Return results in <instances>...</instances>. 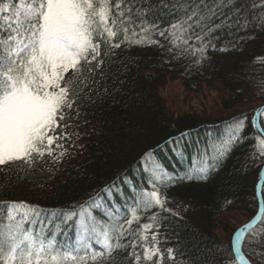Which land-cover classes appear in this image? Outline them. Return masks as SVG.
Returning <instances> with one entry per match:
<instances>
[{
	"label": "snow or ice",
	"instance_id": "obj_1",
	"mask_svg": "<svg viewBox=\"0 0 264 264\" xmlns=\"http://www.w3.org/2000/svg\"><path fill=\"white\" fill-rule=\"evenodd\" d=\"M221 33L233 38L232 47L264 37V0L0 3V166L21 162L34 169L40 162L56 166L65 159L67 121L78 101L91 99L98 83L95 77H104L105 60L116 56V50L158 46L173 60L195 56L193 63L199 65L207 59L208 49L216 48ZM257 59L264 65V57ZM262 113L264 107L257 108L250 122L260 157H264V128L258 126ZM245 119L233 122L215 155L179 178L159 159V145L143 150L136 166H142L150 191L125 176L122 184L129 185L127 193L116 182L101 190L111 203L99 193L70 210H46L23 200L0 201V264H106L114 250L129 248L131 264H161L160 213L181 217L167 207L160 189L182 181H207L218 172L233 148L244 142ZM189 135L186 131L169 137L165 147L171 145L179 153V141ZM118 195L132 198L126 213L115 205ZM142 214L148 222H141ZM135 224L139 226L134 228ZM245 234H249L246 242ZM242 242L250 249L247 259L237 247ZM232 246L240 264H264V227H258L255 219L244 224L235 231ZM166 251L175 264L176 251Z\"/></svg>",
	"mask_w": 264,
	"mask_h": 264
},
{
	"label": "trees",
	"instance_id": "obj_2",
	"mask_svg": "<svg viewBox=\"0 0 264 264\" xmlns=\"http://www.w3.org/2000/svg\"><path fill=\"white\" fill-rule=\"evenodd\" d=\"M219 35L216 48H209L207 59L199 65L193 63L195 56L173 60L158 46L116 50V56L105 60L104 77H95L98 83L93 86L91 99L78 101L71 113L69 122L76 123L78 135L74 143L67 145L68 156L56 166L42 162L29 169L14 162L0 167V201L23 200L44 209L70 210L97 193L108 199L101 190L113 182L127 193L129 185L122 184L125 176L134 180L138 188L150 191L142 166H136L143 150L159 145V159L179 178L215 155L214 149L227 139L233 122L246 118L244 142L233 148L218 172L212 173L207 181H182L160 189L167 197V207L181 218L161 212L162 227L158 232L159 247L164 253L161 264H173L167 258L168 248L176 251L175 264H206L207 260H214L215 264L225 261L240 264L232 237L255 217L260 206L256 185L264 158L254 156L257 133L250 122L255 110L264 105V96L258 101L263 103L252 104L250 109L238 111L234 106L257 95L256 89L261 88L257 83L264 82V65L257 59L264 57V37L232 47V37ZM170 81H180L189 92L218 84L229 93L222 103L223 112L206 119L175 116L160 94ZM186 131L190 135L179 141V153H174L171 145L165 147L169 137H178ZM260 194L264 206V186ZM131 203L130 195L115 197V205L121 212L126 213ZM229 213L240 214L246 221L230 233L227 242H222L216 230L225 227ZM261 221L264 207L257 219L258 227H264ZM141 222H148L146 215H141ZM248 236L245 234V242ZM245 242L237 247L247 259L250 249ZM129 250H114L106 264H131Z\"/></svg>",
	"mask_w": 264,
	"mask_h": 264
},
{
	"label": "rangeland",
	"instance_id": "obj_3",
	"mask_svg": "<svg viewBox=\"0 0 264 264\" xmlns=\"http://www.w3.org/2000/svg\"><path fill=\"white\" fill-rule=\"evenodd\" d=\"M19 3V2H16ZM71 72V70H70ZM70 72L66 75H69ZM261 88H257V95L248 97L245 103L240 104L239 106H234L236 110L238 109L244 111L250 109L252 104L258 105L263 102L262 97L264 96V91L262 90V85L257 83ZM165 103L169 110L178 117L181 116H196L201 119L214 118L218 113L223 112V101L226 97L229 96V93L222 91L218 84L214 83L208 87H202L198 92H189L187 91L180 81H170L160 92ZM254 102V103H253ZM227 112V111H226ZM261 128H264V113L261 114ZM70 127L66 129L68 133L67 142L64 144V147L67 149L66 145L68 143H74L76 141V136L78 131L76 123L69 122ZM227 133V136L228 137ZM253 152L259 156L258 146H254ZM259 158H261L259 156ZM264 158V157H263ZM227 223L222 229L218 228L216 233L219 240L222 242H227L230 236V233L236 229L238 226L244 224L246 218L240 214L229 213L226 214Z\"/></svg>",
	"mask_w": 264,
	"mask_h": 264
},
{
	"label": "water",
	"instance_id": "obj_4",
	"mask_svg": "<svg viewBox=\"0 0 264 264\" xmlns=\"http://www.w3.org/2000/svg\"><path fill=\"white\" fill-rule=\"evenodd\" d=\"M260 184H261V182H260ZM258 187V186H257ZM258 189V188H257ZM260 210H261V208H260ZM259 215V214H258Z\"/></svg>",
	"mask_w": 264,
	"mask_h": 264
}]
</instances>
